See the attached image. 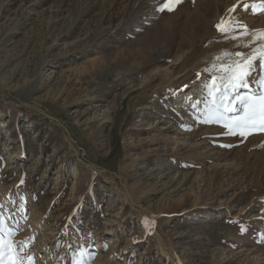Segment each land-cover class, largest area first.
Masks as SVG:
<instances>
[{
    "label": "rangeland",
    "instance_id": "rangeland-1",
    "mask_svg": "<svg viewBox=\"0 0 264 264\" xmlns=\"http://www.w3.org/2000/svg\"><path fill=\"white\" fill-rule=\"evenodd\" d=\"M163 2L0 0V216L23 264H264V131L205 122L235 53L239 94L264 92L262 0Z\"/></svg>",
    "mask_w": 264,
    "mask_h": 264
},
{
    "label": "snow or ice",
    "instance_id": "snow-or-ice-1",
    "mask_svg": "<svg viewBox=\"0 0 264 264\" xmlns=\"http://www.w3.org/2000/svg\"><path fill=\"white\" fill-rule=\"evenodd\" d=\"M181 3L182 0H164L158 11L172 12ZM262 7H264V0H262ZM217 28L228 31L227 28H222L221 24H218ZM235 56L239 59L234 60L230 65L221 66L220 70L226 74L219 78V83L215 77L213 78L209 91L213 107L205 122L220 123L229 134L246 136L253 130L264 131V92L258 95L239 94L240 89L249 87V77L254 64L251 57L242 53L237 52ZM259 84L264 87V78L259 80ZM234 113H242V115H230ZM4 231V219L0 216V264H23L11 240L5 239ZM13 234L9 232V236ZM85 252L86 250H81L80 258L75 264H87V261L83 259Z\"/></svg>",
    "mask_w": 264,
    "mask_h": 264
},
{
    "label": "bare ground",
    "instance_id": "bare-ground-1",
    "mask_svg": "<svg viewBox=\"0 0 264 264\" xmlns=\"http://www.w3.org/2000/svg\"><path fill=\"white\" fill-rule=\"evenodd\" d=\"M162 246V245H161ZM47 247V246H46ZM102 246H101V244L99 243V244H97V246H96V248H98V249H100ZM164 248V247H163ZM163 252L165 253V254H168V256L170 255V257H172L173 258V260H175L176 258H175V256L172 254V253H170V252H168L167 251V249H164L163 250ZM176 262V261H175Z\"/></svg>",
    "mask_w": 264,
    "mask_h": 264
}]
</instances>
